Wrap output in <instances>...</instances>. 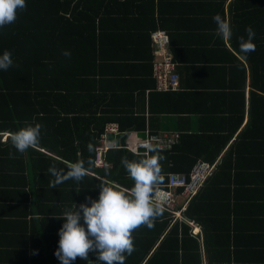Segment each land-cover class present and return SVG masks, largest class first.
<instances>
[{
	"label": "trees",
	"instance_id": "trees-1",
	"mask_svg": "<svg viewBox=\"0 0 264 264\" xmlns=\"http://www.w3.org/2000/svg\"><path fill=\"white\" fill-rule=\"evenodd\" d=\"M26 5L15 23L0 28V55L9 50L13 60L7 71L0 69V133L11 134L28 121L42 125L41 138L24 153L12 146L10 135L2 142L0 174L11 175L14 192L8 197L10 214L2 216L11 228L7 246L0 244V264H61L55 251L64 220L56 217L90 203L86 197L98 199L101 182H111L117 170L119 190L134 185L122 157L140 156L129 149H107L101 168L87 164L95 161L107 124L116 123L119 135L133 127L142 139L146 129L157 132L163 115L181 122L191 115L199 119L195 132L177 122V144L149 155L164 157L160 185L171 173L188 176L198 161L213 166L183 212V219L201 227L203 238L164 210L152 229L134 230L135 250L125 264H264L262 207L257 203L255 211L243 200L251 188H264V0H26ZM217 13L231 24L228 41L215 35ZM249 25L256 47L244 54L239 37L247 39ZM157 30L169 39L179 77L175 91H158L153 79L150 35ZM245 111L248 120L237 132ZM78 158L89 175L49 187L54 179L49 166L67 171L65 162ZM93 171L103 179L90 175ZM242 223L249 225L246 233L260 234V256H243ZM73 264L101 262L89 253L88 260Z\"/></svg>",
	"mask_w": 264,
	"mask_h": 264
},
{
	"label": "clouds",
	"instance_id": "clouds-1",
	"mask_svg": "<svg viewBox=\"0 0 264 264\" xmlns=\"http://www.w3.org/2000/svg\"><path fill=\"white\" fill-rule=\"evenodd\" d=\"M26 7V0H0V28L15 23L18 12ZM213 20L217 25L215 35L228 41L232 36L230 22L219 13L213 16ZM245 31L247 39L239 37V50L247 54L255 51V31L250 25ZM63 55L70 57L71 53L64 51ZM11 66V52L5 50L0 55V69L7 71ZM41 128L40 123L25 121V126L10 134L12 146L19 153L34 148L40 141ZM141 147L145 151L143 154L137 153L140 159L130 161L122 157V166L134 181L130 190H119L117 185L104 180L99 186L98 199L86 197L90 203H81L75 211L66 208L56 217L64 220L59 229V246L55 251L61 264H73L77 258L86 261L89 253H95L96 260L101 264H125L126 255H131L135 250L134 230L141 226L152 229L155 220L163 215L164 208L155 199V193L164 180L159 163L164 157L149 155L158 150L151 141L143 143ZM88 151H94L92 143L88 144ZM9 157L16 158L12 152ZM65 163L67 171L57 168L55 164L49 166L47 172L54 177L49 187L55 188L68 180L79 182L89 175V168L85 167L83 159ZM87 164L92 166L95 161L89 159ZM107 168L105 165L106 171Z\"/></svg>",
	"mask_w": 264,
	"mask_h": 264
},
{
	"label": "built area",
	"instance_id": "built-area-1",
	"mask_svg": "<svg viewBox=\"0 0 264 264\" xmlns=\"http://www.w3.org/2000/svg\"><path fill=\"white\" fill-rule=\"evenodd\" d=\"M150 39L153 45V77L158 91H175L179 86V77L175 73V65L168 51L169 39L165 31L157 30L151 33ZM108 133H118L116 123H109L105 128L104 134L100 136L99 143L95 146V166H103V156L108 147L104 140ZM144 137L134 142L133 151L144 153L145 149L141 145L151 141L158 149H171L179 140V132H150L146 130ZM115 146V145H114ZM213 166L207 162L198 161L192 167L189 175L171 173L168 175L167 183L159 186L155 193V199L162 204L164 210L170 212L175 220L180 215L175 211V199L178 195L182 196L185 203L196 194L198 188L208 177ZM195 234V231L192 233Z\"/></svg>",
	"mask_w": 264,
	"mask_h": 264
},
{
	"label": "crops",
	"instance_id": "crops-1",
	"mask_svg": "<svg viewBox=\"0 0 264 264\" xmlns=\"http://www.w3.org/2000/svg\"><path fill=\"white\" fill-rule=\"evenodd\" d=\"M176 72H177V68H176ZM177 75H178V73H177ZM153 79H154V77H153ZM198 120L199 119H196L193 117V115H191V118L189 119V121H188V117H187V118H185V120H182L183 122H181V120H179L178 116H176V115H163L162 120H160V125H158L156 131L158 133L173 132V131L179 132L181 129L180 125H182L185 127V129L187 127L189 129V131L195 132L198 128V124H197ZM246 120H248V116H246V111H245L243 121H242L241 125L239 126V128L237 129V132L240 130V128L246 122ZM177 122H181L179 126H178ZM146 130H148V129H146ZM0 134H1L0 135L1 136L0 137V149H1L3 144H4L2 142H5L7 136L10 134L8 131H2ZM110 134H111V136H110ZM124 134H126V137L124 140L125 146H121L120 139ZM124 134L119 135L118 133H108L106 135L105 140H104L105 145L108 147V149L112 148V147H121V148L129 149L132 152H134L132 149L134 146V142L141 139V137H139V134L136 132L134 134L133 130L132 131L127 130V132H125ZM132 134H133V136L131 137ZM144 134H143V136H144ZM233 138H234V135L226 141V147L230 144V142ZM134 153H136V152H134ZM1 161H2L3 166H4V157H1ZM101 167H97V168H101ZM116 172L118 173V170ZM115 173H114V176H115ZM90 175L94 176L96 179H100V180L103 179V178H101L100 174H97V172L94 173V171L90 172ZM114 176H113L111 182L116 184L121 179V177L119 176V173H118L119 178L115 180ZM246 177H248V174H245V178ZM249 178H252V180H258V177H255V176L252 177V175H250ZM11 182H12V179H11L10 174H6V172L3 174L2 173L0 174V244L2 242V245H3V248H1V249H4L5 246H7L5 240H7L10 236V232L8 231V228H11L10 224H9L10 219H8L6 217L3 218L2 216L4 214H10V212H11V210H10L11 204H8V203H10L8 197H11V195L13 196V192H14L12 189V186H11L12 185ZM159 186H162V185H159ZM262 190H264V188H260V187L259 188H251L248 192H246L243 195V200L250 203L251 207H253V210H255V211H256V204L259 203V205L262 207L261 213L264 214V193L262 192ZM239 202H241V201H239ZM188 203H185V200L182 196L178 195L176 197V199H175V211L179 212L180 215L178 217H176L175 220H178V221L185 220V222L191 226L192 231H195L196 234L193 236L199 237V239L202 241L203 232H202L201 227L198 226L197 224H195L193 221L188 222L186 219H183V212L186 210ZM14 204L16 205V207H21L20 202H15ZM173 218H174V216H173ZM241 225H243V229H245V235H246L245 236L246 241L244 242L243 256L249 257V258H255L256 256H260L262 254V251H260L261 244L259 243L260 242L259 241L260 234H256V236H253V234L246 233V228H249V225L245 224V223H242ZM239 229H240V227H239ZM253 232H255V231H253ZM233 253L234 252H231L230 256H232Z\"/></svg>",
	"mask_w": 264,
	"mask_h": 264
},
{
	"label": "water",
	"instance_id": "water-1",
	"mask_svg": "<svg viewBox=\"0 0 264 264\" xmlns=\"http://www.w3.org/2000/svg\"><path fill=\"white\" fill-rule=\"evenodd\" d=\"M133 130V128L131 127L130 129H129V131H132ZM125 137H126V134H124L122 137H121V139H120V144H121V146H125V142H124V140H125ZM80 158H78V160H79ZM119 178V176H118V173L116 172L115 173V176H114V179L116 180V179H118Z\"/></svg>",
	"mask_w": 264,
	"mask_h": 264
}]
</instances>
